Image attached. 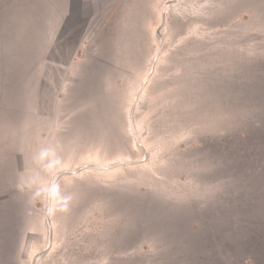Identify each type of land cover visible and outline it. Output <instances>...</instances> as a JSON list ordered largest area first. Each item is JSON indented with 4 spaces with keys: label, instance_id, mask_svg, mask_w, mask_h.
I'll use <instances>...</instances> for the list:
<instances>
[{
    "label": "rangeland",
    "instance_id": "1",
    "mask_svg": "<svg viewBox=\"0 0 264 264\" xmlns=\"http://www.w3.org/2000/svg\"><path fill=\"white\" fill-rule=\"evenodd\" d=\"M5 125L0 264H264V0H0Z\"/></svg>",
    "mask_w": 264,
    "mask_h": 264
},
{
    "label": "clouds",
    "instance_id": "2",
    "mask_svg": "<svg viewBox=\"0 0 264 264\" xmlns=\"http://www.w3.org/2000/svg\"><path fill=\"white\" fill-rule=\"evenodd\" d=\"M33 167L27 175L18 178L17 189L30 194L34 203H40L49 214L67 212L73 196L67 193L59 177L65 171V161L56 146H42L32 155Z\"/></svg>",
    "mask_w": 264,
    "mask_h": 264
},
{
    "label": "crops",
    "instance_id": "3",
    "mask_svg": "<svg viewBox=\"0 0 264 264\" xmlns=\"http://www.w3.org/2000/svg\"><path fill=\"white\" fill-rule=\"evenodd\" d=\"M11 143V136L9 133V129H7V126H4V131L3 134L0 135V154H4L6 156L9 154V149L10 146L9 144Z\"/></svg>",
    "mask_w": 264,
    "mask_h": 264
}]
</instances>
